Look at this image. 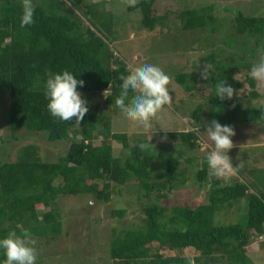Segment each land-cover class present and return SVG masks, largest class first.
<instances>
[{"label":"trees","instance_id":"obj_1","mask_svg":"<svg viewBox=\"0 0 264 264\" xmlns=\"http://www.w3.org/2000/svg\"><path fill=\"white\" fill-rule=\"evenodd\" d=\"M154 1L138 0L135 7H130L138 8L140 25L147 29H153L172 11L154 14ZM219 1L222 0H206L198 7L183 5L177 12L172 11L179 30H195L204 33L205 39L210 37L206 44L210 51L202 60L215 67L207 80L201 78L203 70L174 75L185 92L195 90L199 79L208 89L204 95L207 104L198 103L188 114L191 128L166 134L187 151L198 147L196 130L205 129L202 115L209 124L213 119L230 126L259 121L264 130V103L244 107L237 94L247 84L245 97L264 96L257 89L263 81L249 75L254 62L246 60V56L257 59L259 49L264 57V0L256 1L261 6L256 13L246 12L238 3L232 5L237 0H226L230 4L223 9L230 17L216 15ZM34 3L35 22L22 28L21 0H0V94L6 100L10 130L6 139L0 136V141L16 139L15 130L23 129L42 134L51 143L62 141L65 151L47 160L38 145L27 142L15 150L13 160L0 158V238L24 228L33 237L54 239L62 234L64 222L57 199L78 195L89 196L92 202H108L114 186L135 183L148 200L141 205L140 221L116 233L112 230L107 243L100 245L101 249L98 245L97 251L79 264H90L89 259L99 252L104 264H187L186 254L193 255L196 264H254L248 254L254 249L253 241L259 244L258 249L264 248V169L242 166L228 179L217 178L210 174L205 155L194 174L198 187L206 188L204 200L195 205L160 204L170 189L184 181L181 161L188 164L193 156L167 154L164 170L155 178L152 148L141 149V140L129 144L126 132L111 131L108 108L102 112L97 108L98 102L89 100L91 96L103 95L106 107L119 110L115 105L121 91L119 77L130 69L110 49L94 23H87V15L95 18L92 4L96 3H87L83 8L82 0ZM100 25L106 31L111 29L109 20ZM214 26L219 28L218 43L213 39ZM242 68L248 69L244 82L233 77L234 71ZM65 69L84 81L78 91L88 102L89 110L79 124L75 119L64 122L53 117L46 106L47 73ZM220 80L235 90L232 99L222 100L215 95V84ZM111 141L120 144L118 155L112 153ZM232 163L234 167L242 164L235 159ZM243 171L254 176L252 183L240 177ZM231 202L236 211L241 202L245 203L243 220L218 223ZM123 213V209L111 210L112 215L119 217ZM3 260L0 250V264ZM42 261L38 255L36 264ZM94 264H99L97 259Z\"/></svg>","mask_w":264,"mask_h":264},{"label":"rangeland","instance_id":"obj_2","mask_svg":"<svg viewBox=\"0 0 264 264\" xmlns=\"http://www.w3.org/2000/svg\"><path fill=\"white\" fill-rule=\"evenodd\" d=\"M205 1L155 0L152 5V11L154 14L159 15L169 10L177 12L183 5L198 7L203 5L202 3ZM256 1L258 0H237L232 5L238 3L246 12L256 13L261 9V6L257 5ZM92 2L96 3V5H93ZM87 3L92 4L94 9L92 12L95 16L93 18L87 15V23H94L97 30L104 36L110 49L124 60L128 68L152 64L159 66L171 77L170 95L173 97V103L170 106H165L157 114V117L151 121L152 129L146 130L137 122L128 120L120 109L114 110L112 107H106L102 101L103 95L101 97L91 96L89 100L98 102L97 108L102 110V112H106L108 108L109 112L106 115L110 120L111 131L126 132L129 144L138 139L146 145V148H152L151 154L154 157L151 161V167L155 178L159 176L160 172H163L164 158L167 154L172 153L174 156L179 152L178 155L181 153L183 157L192 155L193 159L190 163L187 164L181 161L180 171L185 175L184 181L175 188L170 189L166 197L161 199L159 203L166 206L201 203L204 200L206 188L198 187L194 174L199 167V160L214 147L213 142L208 139L206 128L210 124L207 122L206 116L202 115L201 119L205 124V129L199 130L197 128L196 130V132L198 131L197 140L199 143L198 147L193 150H185L178 141L171 140L166 134L171 131L178 132L190 129L191 119L188 116L189 112L198 103L204 102L207 104L204 95L208 92V89L200 79L196 82L197 87L195 90L185 92L174 80V75L179 72L195 73L198 70H203L207 63L202 60V57H205L210 51V47L206 46L210 41V37L205 39L204 33H198L195 30H179V26L176 23L177 20L173 17L172 11L169 16L162 18L160 22L156 23L153 29H147L140 25V11L138 8H130L125 3V0H82L80 7H86ZM226 4L230 3L222 0L219 1V5L215 6L217 16H231L223 9ZM263 9L262 7L261 11ZM78 10L75 9V11ZM105 20H109L111 24L109 31L104 30L100 25V22ZM214 29L213 35L215 38L213 39L218 43V40H220L219 28L214 26ZM257 54L258 57L256 59L246 56L248 55L246 53L245 56L248 57L246 60L257 64L263 57L262 49H259ZM246 73H248V69L235 70L233 77L244 82ZM197 77L200 76L198 75ZM261 86L257 87V89L259 92H264V84ZM247 89L246 84L245 87L237 91L244 107H255L260 103H264V96L262 95L255 98L245 97ZM160 125L172 130L165 132ZM232 127L235 131V135L232 137L234 147L229 150L228 155L235 159L236 162L240 161L246 168L256 167L264 169V130L261 122L242 123ZM9 132L7 104L5 97L0 94V136L3 140L9 136ZM14 135L16 139L10 137L7 141H0L1 160H13L15 150L27 142L38 145L41 155L47 160H52L65 151V144L62 141L48 142L42 134H33L23 129H17ZM95 141L97 142L98 140ZM111 146L112 153L118 155L120 144L116 141H111ZM240 177L249 183H252L254 178V176L244 171ZM114 189V193L108 202H92L89 196L80 197L78 195H67L57 199L58 205L63 211L61 217L64 221L62 224L63 232L55 236L54 239H49V241L44 237H33L37 241L38 255L43 258V261L39 264H79L86 261L89 256H92L97 251L98 245L101 249V246L107 243L112 230L116 233L124 226L137 224L142 217L141 205L147 203V198L139 192L135 183L116 185ZM253 189H256L255 186H253ZM245 208V203L241 202L237 206L238 210L236 211L235 204L231 202L226 210L227 212L224 211L225 213L221 214L218 223L228 224L242 221ZM113 209H123L124 213L120 217L112 215L111 210ZM255 241L252 244L254 251L252 250L248 254L254 264H264V248L258 249L259 244ZM101 255L100 252L94 254L95 258L89 259L90 264H94L95 259L98 260L99 264H104L103 259L101 260Z\"/></svg>","mask_w":264,"mask_h":264},{"label":"clouds","instance_id":"obj_3","mask_svg":"<svg viewBox=\"0 0 264 264\" xmlns=\"http://www.w3.org/2000/svg\"><path fill=\"white\" fill-rule=\"evenodd\" d=\"M22 15L20 26L32 25L36 4L34 0H21ZM130 7H135L138 0H125ZM215 72L212 64H205L201 78L207 80ZM249 75L258 81H264V57L259 63L254 64ZM121 84L120 95L115 99V105L125 114L130 121H135L146 130L152 129L151 121L157 117L165 106L173 103L170 95L171 77L159 66L144 64L131 68L127 75L119 77ZM84 81L78 80L69 70L60 72L49 71L45 83V95L48 100L47 109L53 117L68 122L75 119L79 124L88 113V102L78 91V85L83 86ZM130 92L133 95L130 97ZM235 90L225 81L220 80L215 84V95L220 99H232ZM167 132L170 128L160 125ZM208 139L214 147L207 154L206 160L211 169V175L217 178L228 179L234 175L242 164L234 167L232 158L228 155L234 147L232 137L235 131L230 125H223L213 119L206 128ZM146 145L141 144L144 149ZM0 250L3 251V264H36L38 257L37 241L28 229L22 228L19 233L10 231L5 237L0 238ZM187 264H196V259L191 254H186Z\"/></svg>","mask_w":264,"mask_h":264}]
</instances>
